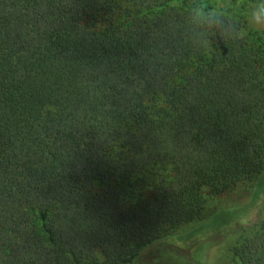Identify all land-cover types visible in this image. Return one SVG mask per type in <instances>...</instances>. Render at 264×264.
Here are the masks:
<instances>
[{"label":"trees","instance_id":"16d2710c","mask_svg":"<svg viewBox=\"0 0 264 264\" xmlns=\"http://www.w3.org/2000/svg\"><path fill=\"white\" fill-rule=\"evenodd\" d=\"M224 3L0 0V264L192 255L226 225L235 264H264L250 204L172 232L239 182L264 194V38Z\"/></svg>","mask_w":264,"mask_h":264},{"label":"rangeland","instance_id":"374dc122","mask_svg":"<svg viewBox=\"0 0 264 264\" xmlns=\"http://www.w3.org/2000/svg\"><path fill=\"white\" fill-rule=\"evenodd\" d=\"M241 2L244 5H241ZM216 9L220 0H211ZM223 10L237 16L243 24V33L264 38V18L259 8L254 4H246L244 0L232 2L225 0L221 5ZM260 182L259 176L242 181L225 191L220 196L209 199L201 217L190 223L178 225L172 230L176 235L187 236L200 228L208 227L212 216L220 210H231L250 204V208L256 218L264 217V194L255 198L256 188ZM264 186V181L262 182ZM209 233V231L207 232ZM238 236L236 226L226 225L218 233L210 234L202 238L201 244H197L192 256L188 248H180L169 245L162 240L149 244L139 245L138 256L128 264H235L232 256V245ZM191 255V256H190ZM93 264V263H87Z\"/></svg>","mask_w":264,"mask_h":264}]
</instances>
